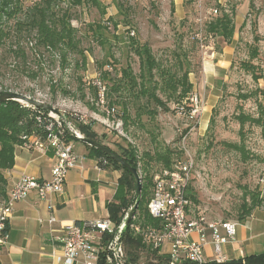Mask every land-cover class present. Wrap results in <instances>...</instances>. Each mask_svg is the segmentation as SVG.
Segmentation results:
<instances>
[{
    "label": "rangeland",
    "instance_id": "rangeland-1",
    "mask_svg": "<svg viewBox=\"0 0 264 264\" xmlns=\"http://www.w3.org/2000/svg\"><path fill=\"white\" fill-rule=\"evenodd\" d=\"M121 1L126 7L121 13L113 0H100L105 15L90 4L71 8L74 18L71 22L77 28L81 47L86 50L84 64L71 53L67 61L62 62L56 51L36 47L25 32L17 38L11 29L15 19H1L0 26L10 32H6L0 44V90L26 94L49 103L74 126V115H84L103 143L116 151L127 143L133 145L140 157L141 183L142 177L151 176V191L157 173L164 166L154 159L148 160L143 153L153 155L171 150L172 164L189 152L194 160L191 192L196 198L195 202L191 201L190 216L201 213L209 220L236 219L241 203H250V193L258 192L264 198V118L263 125L246 122L241 139L240 123L235 117L240 111L257 116L258 104L264 107V0H183L174 4L173 12L170 0ZM212 8L218 9L214 15L229 13L235 29L227 43L233 47L229 66L214 80H207L204 61L215 60L226 44L221 37L207 38L204 32L205 23L214 17L210 12ZM116 14L119 24L115 35L121 38L112 35L114 28L108 23L109 27L103 32L106 41L102 45L87 25L106 23L109 16ZM127 29L134 31L133 37L138 41L147 42L164 65L170 64L174 51L179 52L184 68L190 70L192 90L181 102L167 101L168 110L157 108L153 117L143 113L139 121L131 95L122 90L120 99L127 102L132 115V122L125 126L120 117L121 102L114 103L113 115L106 112L108 99L117 96L113 93L101 102L88 86L98 77V62L105 59L108 48L112 55L107 58L106 66L112 78H119L120 69L128 63L134 73L138 72V59L128 44ZM17 49L22 54L16 53ZM246 64H251L252 68ZM157 93L166 100L163 93ZM193 93H197L202 105L210 110L209 115L202 111L197 123L188 118L186 109ZM245 95L247 98L242 97ZM138 103H144V99H139ZM194 123V128L189 130ZM241 141L248 155L245 160L240 152L227 145ZM144 161L149 163V175L143 169ZM257 207L264 208V202ZM138 254L136 264H164L156 261L145 248Z\"/></svg>",
    "mask_w": 264,
    "mask_h": 264
},
{
    "label": "trees",
    "instance_id": "trees-1",
    "mask_svg": "<svg viewBox=\"0 0 264 264\" xmlns=\"http://www.w3.org/2000/svg\"><path fill=\"white\" fill-rule=\"evenodd\" d=\"M118 13H121L126 7L121 0H113ZM186 2V0H184ZM83 4H90L100 9L101 15H105V7L102 6L100 0H0V20L15 19L11 27L12 33L15 36H22V32H25L27 36L34 40V44L38 48L44 50H54L59 54L62 62L67 61L68 54L76 55L84 64L86 60L85 49L81 47V41L77 34V28L72 24V11L71 8L79 7ZM171 12L174 11V1L170 0ZM21 16H17V15ZM117 14L116 16H109L108 22H93L87 25L92 31V35L102 45L105 44L106 38L103 36V32L109 27L108 23L112 24L114 32L112 35L115 38H121L115 35V29L118 27ZM126 19L123 20L125 22ZM0 26V44L2 43L3 36L6 35ZM234 24L231 15L227 12H221L220 14L212 16L205 23L204 32L208 36L209 34L215 39V37H221L226 43H229L233 37ZM129 35L128 44L133 54L138 59V72L134 73L130 64L120 69V77L112 78L110 76V69L107 68V58L112 55L108 48L107 55L103 61L98 62V77L97 81L104 87L103 101L106 97H110L113 93L117 98L108 99V108L112 109L109 113L113 115L116 112L114 103L121 102L122 109L120 117L123 119V124L126 126L127 122H132V115L129 111V106L126 101H121L122 90L128 95H131L135 105V117L139 121L141 114L147 113L150 116H154L157 113V108L168 110L169 100L175 102H181L187 98L192 90V82L189 79L190 70L184 68L183 61L180 58V53L174 51L173 58L170 64L164 65L157 60L152 52L150 45L147 42H140L133 37L134 31L128 30ZM112 46V44H109ZM20 52V49L15 51ZM40 56V55H39ZM248 68H252L251 64H246ZM96 79L89 83V90L92 91L95 98L100 100L99 85L96 84ZM9 91V90H8ZM157 91L163 93L166 100L158 95ZM7 92L6 90H0V93ZM29 96V95H28ZM247 98V95L242 96ZM34 98V97H33ZM120 100H119V99ZM143 98L144 103L139 104V99ZM37 99V98H36ZM118 99V100H117ZM154 107H150V105ZM257 116L251 114H245L240 111L235 115L236 119L240 123L239 134L243 139V126L246 122L256 125H263L264 107L258 104ZM185 109V108H184ZM186 109H189L187 105ZM47 112L46 109H39L33 106H29L23 102L16 100H2L0 101V192L3 193L6 180L3 176V171L9 169L14 164V151L17 145H21L24 141L23 135H30L31 133L38 131V126L32 119L31 114L36 112ZM64 118L69 121L66 115ZM76 120L75 128L86 138L94 139L100 143L103 141L98 137L97 132L92 128L90 123H83ZM211 119H209L210 121ZM65 124V123H64ZM264 129V128H263ZM66 138L68 141L78 140L69 130H66ZM86 144V143H85ZM110 149L109 145L103 143ZM229 147L240 152L242 158H247V153L244 150L243 142L240 143H228ZM87 148L99 158V164L101 166H112L115 169L120 170V176L118 178V197L116 200H112L106 203L108 210V218L115 225H118L125 212L127 211L130 200L133 194V177L132 174L120 163L112 159L104 152L97 148L86 144ZM115 151L119 156L125 159L130 165L139 170V159L137 150L133 145L127 143L124 147H120L119 151ZM171 150H164L163 152H155L153 155L143 153V156L148 160L154 159L164 167H169L171 164ZM148 162L144 161V171L147 173ZM147 175H149L147 173ZM143 178L141 194L138 200V206L134 213V216L124 226L121 236L123 249L126 255L125 264H136L139 252L144 248L149 251L156 259V261H162L167 264L168 256L164 253H159V248H153L152 244L143 241L142 237L135 233L132 226L138 224L142 227L152 226L159 227L160 220L152 217L147 210V202L150 198V185L152 184L151 176ZM145 183V184H144ZM247 196V192H245ZM187 196L190 201H196L195 196L191 192V185L188 188ZM250 203L242 202L237 214V220L245 219L254 208L262 205L264 198L259 196V193H250ZM107 235L105 234L104 237ZM1 250V246H0ZM105 252L101 253L104 256ZM0 264L1 261H0ZM101 264H105L103 261ZM152 264V263H149ZM206 264H218L216 262H210ZM219 264H264V253L245 256L241 260L224 261Z\"/></svg>",
    "mask_w": 264,
    "mask_h": 264
},
{
    "label": "built area",
    "instance_id": "built-area-1",
    "mask_svg": "<svg viewBox=\"0 0 264 264\" xmlns=\"http://www.w3.org/2000/svg\"><path fill=\"white\" fill-rule=\"evenodd\" d=\"M210 12L214 15L218 13V9L212 8ZM207 38L214 40L210 34ZM96 84L100 86L99 96L103 102L104 87L97 79ZM189 99L187 116L197 123L204 106L197 93H193ZM106 112L109 114L111 110L106 109ZM74 116L77 120L87 123L84 115ZM31 117L37 124L38 131L23 135L24 141L21 145L39 151L51 147L55 161L49 179L39 180L23 175L11 185L5 197L0 196V246L7 241L8 219L14 204L31 192H35L39 199H46L52 193L61 192L67 172L75 167L78 161L72 143L66 138V130L73 135L82 134L70 121L65 123L49 111L46 113L36 111ZM196 123L189 130L193 129ZM193 166V157L186 151L181 160L162 168L154 179L147 202L149 214L160 220L159 227H142L138 224L132 226L134 232L139 234L143 241L152 244L153 248H160L164 241H168L167 264H206L203 246L207 243L205 230L208 227L213 229L210 239L218 253L219 244L226 238L217 234V226L221 225L229 238L233 239L235 235L236 220L228 219L218 224L209 222L201 213L194 217L190 216L191 201L187 192L191 185ZM54 220L53 216H49L48 222ZM123 223L124 219L113 230L110 227V220H84L80 223H71L63 228L61 235L54 236V239L61 243L63 256L69 262L80 258L83 264H101L102 261L105 264H125L126 255L121 241ZM193 233L197 234L196 239H191ZM102 252H105L104 256H101ZM215 262L222 263L223 258L218 256Z\"/></svg>",
    "mask_w": 264,
    "mask_h": 264
},
{
    "label": "crops",
    "instance_id": "crops-1",
    "mask_svg": "<svg viewBox=\"0 0 264 264\" xmlns=\"http://www.w3.org/2000/svg\"><path fill=\"white\" fill-rule=\"evenodd\" d=\"M173 1L174 4L183 2ZM232 53L233 47L226 43L216 54L215 60H205L204 77L207 80H214L226 70L231 62ZM209 111L205 106L203 113L209 115ZM70 142L78 155V161L75 167L67 172L63 190L50 194L46 199H39L35 192H31L14 204L8 219L7 241L0 250L2 264H83L80 258L67 261L63 256L61 243L56 241L54 236L61 235L63 228L71 223L109 220L106 203L116 200L119 195L120 170L112 166H101L99 158L84 142L80 140ZM54 161L51 147L39 151L17 145L13 166L3 171L6 185L0 196L5 197L11 185L23 175L39 180L49 179ZM49 216L55 218L51 223L48 222ZM207 220L218 224L224 221ZM231 220L237 221L233 239L227 236L221 225L217 226V234L226 238L219 244V253L215 251L214 243L210 239L213 229L206 228L207 243L203 246L206 263L215 262L218 256L222 257L224 262L264 253V208H254L243 220ZM115 226L111 222L112 230ZM196 238L197 234L193 233L191 239ZM159 253L167 255V240L159 248Z\"/></svg>",
    "mask_w": 264,
    "mask_h": 264
},
{
    "label": "water",
    "instance_id": "water-1",
    "mask_svg": "<svg viewBox=\"0 0 264 264\" xmlns=\"http://www.w3.org/2000/svg\"><path fill=\"white\" fill-rule=\"evenodd\" d=\"M2 100H16L19 102H23L29 106H33L39 109H46L47 111L52 112L58 118L63 120L65 123H67V120L64 118L62 113L58 109H56L54 106L42 100L28 96L26 94L7 91V92L0 93V101ZM74 136L78 140L104 152L105 154L110 156L112 159H114L115 161L120 163L122 166H124L132 174L134 187H133L132 198L130 200V205L123 216V219H124L123 226H125L128 223V221L134 216V213L138 206V200L141 194L142 183H141V177L138 174V170L134 166L130 165L121 156H119V154H117L115 151H113L112 149L104 145L103 143H100L94 139L86 138L80 134H74Z\"/></svg>",
    "mask_w": 264,
    "mask_h": 264
}]
</instances>
